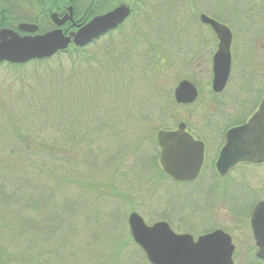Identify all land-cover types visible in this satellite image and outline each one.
<instances>
[{
    "label": "rangeland",
    "instance_id": "rangeland-1",
    "mask_svg": "<svg viewBox=\"0 0 264 264\" xmlns=\"http://www.w3.org/2000/svg\"><path fill=\"white\" fill-rule=\"evenodd\" d=\"M207 1L145 0L142 38H100L71 57L0 63L5 264H149L132 240L121 246L131 211L152 224L166 207L175 231L194 237L212 228L199 220L214 204L184 201L191 190L157 180L153 159L156 131L182 118L197 124L211 96L215 38L194 13ZM185 78L199 95L176 104L173 89ZM246 94L249 112L264 86L239 87L233 72L217 110L237 109ZM50 146L55 155L40 152Z\"/></svg>",
    "mask_w": 264,
    "mask_h": 264
},
{
    "label": "flooded vegetation",
    "instance_id": "flooded-vegetation-1",
    "mask_svg": "<svg viewBox=\"0 0 264 264\" xmlns=\"http://www.w3.org/2000/svg\"><path fill=\"white\" fill-rule=\"evenodd\" d=\"M144 2L145 0L142 3L134 0H0V31L10 29L20 35H34L58 28L64 36H71L95 16L107 13L122 3L130 5V13L124 21L97 37L90 44L76 47L70 42L68 49H72L76 53L78 48L79 51H82L100 38L109 41L110 39L125 38V36L133 37V35L138 38L144 37L145 33L140 30L141 7ZM230 5L232 6L230 7ZM203 6V9L194 13L201 26L209 30L215 38V50L210 58L211 66L218 41L210 25L201 21V15L204 14L226 25L231 33L230 72L224 89L233 72L239 87L264 86V0H208ZM69 8L71 9V18L64 20L59 25L52 21L50 17L52 12L57 14L59 20L68 13ZM188 8L193 9L192 6ZM22 22L36 24V31L33 33L20 31L18 25ZM193 83L196 85L194 81ZM251 97L246 94L243 99L245 104L242 100L237 101V109L197 112L196 114L199 116L197 124L182 118L173 126L160 128L173 132L178 129L177 125L183 122L185 124L184 131L195 141L203 144L202 161L199 171L193 179L176 180L164 172L159 162L160 149L156 138L158 130L155 133L153 149L157 180L174 184L177 186L176 188L179 186L189 188L191 190L188 191L189 196L183 199L184 201L193 200L199 208L210 205V203L214 204L210 216L202 215L199 220L200 225L209 224L212 228L204 229L199 235L214 230L226 233L233 245L231 255L233 264L236 262L239 264H264L262 257L257 255V237L254 232L255 226L257 235L264 238V210L258 216L254 215L255 207L264 201V160L238 161L224 173H220L216 168L226 131L243 124L255 111L262 98L255 108L246 112L245 109ZM169 210L165 207L164 210H160V213L164 214L162 220L166 221L175 231L177 228L171 226L169 218L173 215ZM176 233L192 235L193 232ZM196 237L193 236V238Z\"/></svg>",
    "mask_w": 264,
    "mask_h": 264
},
{
    "label": "water",
    "instance_id": "water-1",
    "mask_svg": "<svg viewBox=\"0 0 264 264\" xmlns=\"http://www.w3.org/2000/svg\"><path fill=\"white\" fill-rule=\"evenodd\" d=\"M130 7L122 3L111 11L97 15L81 26L71 36H64L58 28L43 34H25L3 29L0 31V63L23 64L30 60L50 58L58 51L67 49L70 42L77 47L89 44L103 33L113 29L128 17ZM59 25L71 18V9L58 20L55 12L50 14ZM201 21L210 25L218 40L217 49L212 56L211 88L221 92L230 72L231 33L227 26L202 14ZM18 29L33 33L37 25L19 23ZM198 91L187 79L180 80L173 90L176 103L189 104L195 101ZM173 132L158 130L156 134L160 149L159 162L164 172L176 180L193 179L200 168L203 144L195 141L180 122ZM264 160V95L256 110L241 125L228 129L225 141L216 162V168L224 173L238 161L257 162ZM264 210V201L254 210L258 216ZM127 225L133 242L141 249L149 264H233V245L230 237L221 230L199 235L194 239L188 233H175L165 221L151 225L135 211L127 216ZM257 255L264 260V238L257 235Z\"/></svg>",
    "mask_w": 264,
    "mask_h": 264
},
{
    "label": "trees",
    "instance_id": "trees-1",
    "mask_svg": "<svg viewBox=\"0 0 264 264\" xmlns=\"http://www.w3.org/2000/svg\"><path fill=\"white\" fill-rule=\"evenodd\" d=\"M134 1H139L140 3H142L143 2V0H134ZM47 8V10H48V7H46ZM50 8V7H49ZM49 10H51V9H49ZM79 49V48H78ZM76 50L77 52L79 51V50ZM76 52V53H77ZM75 52H73V50L72 49H67V51L64 53V54H67L68 55V57H71V56H73L74 54H76ZM58 55H60V54H57L56 56H58ZM152 54H150V56H149V58L150 59H152ZM50 59V58H49ZM49 59H43V60H40V62H38V63H41V62H47ZM36 62V61H35ZM113 62H115V61H113ZM29 63V62H28ZM158 63V62H157ZM9 65V64H8ZM20 65H22V64H18V65H16V66H20ZM153 66H154V68H155V66H156V63H154L153 64ZM152 66V67H153ZM158 67V66H157ZM106 69H108V70H110L109 68H106ZM118 71L119 70H117V71H115V73H118ZM120 74V73H119ZM116 78H118V77H116ZM115 78V79H116ZM219 94H216V93H213V92H211V96H210V98L208 99V100H206V101H203V108H204V111H210V110H217L218 109V107L219 106H221V107H223V104H220V101H218V99H217V96H218ZM172 102H173V98H172ZM210 102H211V104H210ZM209 106V107H208ZM55 151H57L56 150V147L55 146H50V147H48V148H45L44 150H40V152H43L44 154H46V155H55V153H57V152H55ZM129 241H131V238H130V236L128 235V238L127 239H125L122 243H121V246H123V245H126ZM134 244V243H133ZM135 245V244H134ZM136 246V245H135ZM138 248V247H137ZM6 258H11V256H10V253H8L7 252V250L5 249V248H3V247H1L0 246V264H5V260H6Z\"/></svg>",
    "mask_w": 264,
    "mask_h": 264
}]
</instances>
